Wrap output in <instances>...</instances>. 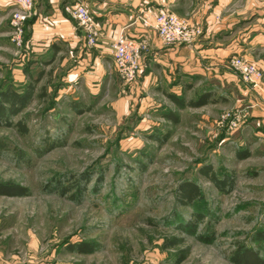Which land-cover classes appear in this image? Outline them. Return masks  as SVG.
Listing matches in <instances>:
<instances>
[{
  "label": "rangeland",
  "instance_id": "rangeland-1",
  "mask_svg": "<svg viewBox=\"0 0 264 264\" xmlns=\"http://www.w3.org/2000/svg\"><path fill=\"white\" fill-rule=\"evenodd\" d=\"M214 1L186 0L179 6L181 19H192L195 9ZM234 2L235 10L252 3L257 6L251 14L264 15V0ZM10 9L9 25L7 7L0 10V94L7 83L25 90L26 67L33 81L43 71L26 41L22 47L12 43ZM143 64L142 59V69ZM58 65L36 85L24 111L9 124L0 123V183L26 191L0 197V264H234L237 246H252V236L264 231V101L259 92L252 96L256 106L242 94L222 103L214 116L223 115L221 124L226 114L247 115L233 132L229 120L219 129L211 123L197 128L191 112L173 127L163 118L169 105L165 98L137 91L143 73L130 86L114 73L94 96L82 83L70 90L63 82L62 88V71L54 74ZM150 99L162 107H152ZM238 153L249 156L241 160ZM209 166L219 180L232 182L230 190L221 192L202 174ZM86 176L91 182L79 202L75 192L64 196L56 190L59 183L73 185ZM186 182L200 187L208 209L197 233L177 229L194 221L197 210L182 203L180 188ZM176 238L184 240L183 246L165 250ZM82 242L96 245L97 252L78 254L75 248ZM182 252L187 258L178 263Z\"/></svg>",
  "mask_w": 264,
  "mask_h": 264
},
{
  "label": "crops",
  "instance_id": "crops-1",
  "mask_svg": "<svg viewBox=\"0 0 264 264\" xmlns=\"http://www.w3.org/2000/svg\"><path fill=\"white\" fill-rule=\"evenodd\" d=\"M185 1L34 0L35 16L27 26L26 46L43 68L42 79L52 66L60 63L54 74L62 71L58 76L62 88L63 82L70 90H75L82 83L90 94L99 96L109 77L117 74L111 50L115 39L124 29L128 38L148 37L150 50L143 57V74L139 78L137 91L148 90L149 96L160 94L165 98L169 103L167 112L176 115L175 122L163 115L170 126H180L184 114L191 112L199 121L197 128L211 123L210 127L219 129L223 115L216 119L214 116L222 103H229L236 94L250 97L249 103L256 106L252 96L258 93L244 84L227 62L233 56L241 55L264 71V15L251 14L252 7L256 5L252 3L238 10H235L234 0L205 3L200 6L198 13L195 9L191 13L192 19L188 20L190 24L201 27L203 35L192 45L176 47L164 46L156 33L145 30L136 21L138 15L155 14L162 8L182 18L184 14L179 6L184 5ZM78 3L88 7L100 26L101 37L96 48L87 47L82 31L65 11L67 6ZM6 7L9 25L8 15L10 7L15 9V0H0V10ZM258 92L264 101V91ZM203 95L208 96L206 104L189 106V103L198 101ZM170 96L177 98L180 103L184 102L185 107L179 106ZM149 102L153 103L152 107H162L154 99ZM260 106L263 107V104ZM262 107L260 109L263 110ZM261 118L264 115L261 114Z\"/></svg>",
  "mask_w": 264,
  "mask_h": 264
},
{
  "label": "built area",
  "instance_id": "built-area-1",
  "mask_svg": "<svg viewBox=\"0 0 264 264\" xmlns=\"http://www.w3.org/2000/svg\"><path fill=\"white\" fill-rule=\"evenodd\" d=\"M34 6V0H15V9L10 19V37L17 47H22L25 43L27 23L35 16ZM65 11L82 31L87 47L96 48L101 37V29L88 7L78 3L67 6ZM136 21L140 22L145 30L156 33L166 47L192 45L203 35L201 27L190 24L164 8L155 14L138 15ZM125 30L112 43L111 50L118 76L125 85L130 86L143 72L142 59L150 50V42L148 37L128 38ZM227 65L250 89L264 91V71L256 64L243 56L235 55ZM246 117L244 113L236 111L226 114L222 122L229 120L227 127L233 132L241 126Z\"/></svg>",
  "mask_w": 264,
  "mask_h": 264
},
{
  "label": "trees",
  "instance_id": "trees-1",
  "mask_svg": "<svg viewBox=\"0 0 264 264\" xmlns=\"http://www.w3.org/2000/svg\"><path fill=\"white\" fill-rule=\"evenodd\" d=\"M33 19H31L27 25L31 24ZM27 37L25 38V41ZM24 75L26 80L29 82L25 86V90L23 92H18L13 87L12 83H7V91L0 94V123L6 122L9 124L11 119L15 116L21 114L24 109L29 105L32 101V98L36 91V85L43 77V72L38 73V78L36 80H32L34 78V73L32 72L31 67H26L24 70ZM171 100L177 103L179 106L185 107L184 102L180 103L177 98L170 96ZM208 100V96L203 95L200 99L196 102L189 103L191 107H200L206 104ZM7 105L8 107L6 108ZM167 120L173 121L176 115L172 112H167L164 116ZM18 126L22 127V124ZM23 130H26L23 128ZM1 149V148H0ZM239 159H245L249 155H242V153H238L237 155ZM202 174L209 179L215 187L220 190L221 192H225L232 188V182L225 180H219L217 175L213 172L211 166L206 167L203 169ZM91 176H86L85 179L79 181L78 183H74L73 185H65L58 184L56 187L57 191H60L61 195H68L71 192H75L73 198L77 202L83 200L84 196L88 192V186L90 184ZM100 180H103L102 178ZM101 182V181H100ZM26 193L25 189L20 188L12 183H0V197H7V196H16V195H24ZM180 195L182 198L183 205L187 207L197 208L195 213V220L183 223L184 225H178L177 229H187L193 228L194 232L197 233L198 224L202 223L205 219V216L208 213L207 206L204 204V199L201 196V189L198 185L186 182L180 188ZM176 222V221H175ZM178 222V221H177ZM182 224V223H181ZM195 233V234H196ZM200 235L199 238H203L201 240H207L209 237ZM211 241V239H209ZM207 242V241H206ZM184 244L183 239H173L172 241H168L165 245V250H178ZM250 244L255 246L256 248L248 245V244H239L236 250L233 253V261L234 264H264V231L256 232L251 240ZM76 252L81 255H92L97 252L96 245H92L90 243H80L76 246ZM187 258V252H182V256H180L178 263H182Z\"/></svg>",
  "mask_w": 264,
  "mask_h": 264
}]
</instances>
